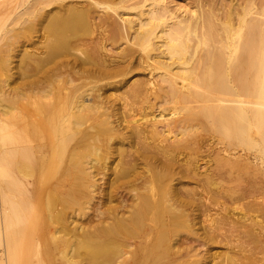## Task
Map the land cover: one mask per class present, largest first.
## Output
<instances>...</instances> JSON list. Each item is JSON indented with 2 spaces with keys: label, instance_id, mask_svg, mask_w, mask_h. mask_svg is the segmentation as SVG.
Wrapping results in <instances>:
<instances>
[{
  "label": "bare ground",
  "instance_id": "bare-ground-1",
  "mask_svg": "<svg viewBox=\"0 0 264 264\" xmlns=\"http://www.w3.org/2000/svg\"><path fill=\"white\" fill-rule=\"evenodd\" d=\"M223 1L28 0L27 82L0 90V161L11 180L0 264L19 257L20 213L32 210L17 192L31 182L30 200L67 257H99L133 233L136 257H197L185 233L240 245L248 254L226 253L236 261L264 248L262 202L239 213L211 207L250 198L230 183L262 173L229 150L264 148V4ZM109 42L126 47L114 53ZM134 62L146 73L132 74ZM108 86L113 94L102 93ZM132 102L148 106L136 112ZM207 150L212 165L200 171L194 158ZM189 179L202 191L187 189ZM88 243L93 253L81 251Z\"/></svg>",
  "mask_w": 264,
  "mask_h": 264
},
{
  "label": "rangeland",
  "instance_id": "rangeland-1",
  "mask_svg": "<svg viewBox=\"0 0 264 264\" xmlns=\"http://www.w3.org/2000/svg\"><path fill=\"white\" fill-rule=\"evenodd\" d=\"M186 3H190L193 0H184ZM229 2L231 0H224ZM223 1V2H224ZM248 1V0H247ZM258 4H264V0H256ZM183 2V0H168L171 7L176 4ZM28 8V0H0V28L3 30L0 33V90L3 92L5 90H15L17 92L24 91V84L27 82L28 66L26 64L27 58L25 56V51L27 50L28 43L23 36V28L28 23L27 15H24ZM26 9V10H25ZM122 12V10H118ZM107 12V11H104ZM109 12H113L109 10ZM102 15V14H100ZM27 17V18H26ZM26 21V22H25ZM7 31V33H6ZM109 47L112 48L114 53L120 52V50L126 47L122 42H116L112 44L109 42ZM47 60L43 61L45 64ZM133 67L134 73L132 74H144V70L136 67V62ZM131 74V75H132ZM130 76V75H129ZM112 81V80H111ZM111 81H105L111 82ZM108 86L104 88L102 93L106 91V94H113V89ZM105 94V95H106ZM104 95V96H105ZM147 103L136 102L131 103L127 108L135 109L137 111H143L147 107ZM134 111V110H133ZM206 134V133H205ZM210 135L206 134L205 140H210ZM217 139H212L216 141ZM7 147L6 142L1 146L0 150H5ZM226 147L225 144L219 143L216 148ZM236 149V150H235ZM231 154L236 156L248 157L252 163V166L262 170L261 174L254 173L241 174L236 182L230 183L234 187L243 188L251 193V197L243 200H236L232 202L226 201L225 199H219L221 206H215L211 204L214 208L213 211L219 210L225 207L226 210L234 209L235 212H243L247 210L248 204L250 203H260L264 205V188L262 183L264 182V148L256 147L255 149L245 148H232ZM209 150L202 152L198 157L194 158L195 162L200 165V171H204L209 168L212 163L209 161L210 157ZM228 154V153H227ZM247 154V155H246ZM235 156V157H236ZM243 156V157H244ZM194 157V156H191ZM204 176H201V179ZM228 173L222 171L218 174V182L221 185L226 186L228 184ZM203 184V181L199 182ZM198 181L195 179L186 180L187 189L195 188L197 191H202L203 186L199 185ZM10 185L11 180L8 171V162L6 160L0 161V261L6 257L4 255V246L8 244L10 230H9V197H10ZM27 187L29 189L33 188V184L28 183ZM206 188V186H205ZM29 189L20 187L17 192L18 199L25 200V211L32 210V212H26L25 214L20 213V218L22 221L19 224V228L23 230L22 241L19 242V257H14L10 264H263L262 258L264 254V248H258L254 250L255 257H235L236 260H232L233 257H226L227 252L231 254L236 253L243 256V254H248L243 252L242 247L238 245L237 247L231 246V248L226 245L225 242L218 241H207L204 242H194V236L191 233H185L194 244L197 257H189L187 254L184 257H165L164 254L159 257H136L132 252L136 253V233L131 236L118 237L112 242L105 245L106 253L99 257H79L74 254L72 257H67L66 252L59 249V246H63L59 243H55L51 237L52 232H54V227L51 225L49 228L47 220L42 215V208L39 207L37 201L30 200ZM38 205H37V204ZM22 204V203H20ZM233 211V212H234ZM223 212V211H222ZM94 213V211H92ZM45 215V214H44ZM257 213H250L252 218H255ZM85 217L78 216V223H82ZM255 220H260L264 224V218H256ZM248 224L253 225V222L249 221ZM208 223L198 224L196 228L199 229V233H202ZM258 227V226H255ZM61 235V233L59 234ZM24 239V242H23ZM186 241V239H182ZM128 243H134V247H128ZM126 242V243H125ZM54 243V244H53ZM25 244V246H24ZM59 245V246H58ZM58 252H55L57 250ZM97 248L96 244L88 243L85 247L81 248L83 252H94ZM255 248V245H252ZM3 250V251H2ZM60 251V253H59ZM62 251V252H61ZM3 252V253H2ZM114 252V253H113ZM121 252H126L128 255L125 257H120ZM65 253V254H64ZM4 255V256H3ZM3 257V258H2ZM6 260V258H4Z\"/></svg>",
  "mask_w": 264,
  "mask_h": 264
}]
</instances>
